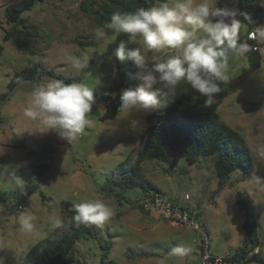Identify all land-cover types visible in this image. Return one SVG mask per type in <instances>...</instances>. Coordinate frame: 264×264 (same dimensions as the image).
<instances>
[{"label": "rangeland", "instance_id": "rangeland-1", "mask_svg": "<svg viewBox=\"0 0 264 264\" xmlns=\"http://www.w3.org/2000/svg\"><path fill=\"white\" fill-rule=\"evenodd\" d=\"M19 1L0 0V46L4 47L0 57V92L5 96L0 101V194L16 197L27 189L36 192L30 198L29 208L22 211L15 213L0 207V258L4 264H20L33 247L52 244L69 233L72 224L63 202L76 205L95 200L108 205L112 215L100 225L91 224L90 235L76 243L74 264H101L103 256L116 264H200L193 230L140 208L147 192H112L107 175L113 171L116 176L122 175L134 167L158 188L150 193L182 203L188 194L190 204L199 211V222L209 234L211 251L224 257L245 246V215L235 202L241 192L254 213L264 256V80L257 75L264 74V49L259 53L258 68L252 67L248 56L228 58V79L218 82L219 91L211 103L218 104L221 121L242 134L254 166L251 173L235 171L222 183L213 158L194 166H188L181 156L173 158V164L154 159L136 164L144 147L141 135L152 112H125L114 120H101L105 104L100 98L116 85L121 89L113 96L134 86L126 72L138 68L131 61L121 63L108 52L117 37L110 31L102 41L95 38V30L109 22L98 21L100 1L40 0L22 16L30 31L24 51L13 40L4 42L5 30L13 27L6 21V5ZM237 1L209 3L213 8L224 9ZM238 21V41L242 43L249 25ZM152 55L148 53L149 67ZM70 56L83 57L87 67H74ZM33 67L38 69L35 79L21 83L10 93L11 78ZM52 79L65 84L84 83L94 93L91 123L71 144L54 132H39L43 131L42 124L24 115L31 92L45 88ZM181 87L178 97L186 92L198 97L190 86ZM46 163L51 166L49 171L25 180L26 169ZM13 172L22 178V185L16 183ZM102 190L111 198L105 199ZM25 211L32 218L31 231L22 230L19 222L20 213Z\"/></svg>", "mask_w": 264, "mask_h": 264}, {"label": "clouds", "instance_id": "clouds-1", "mask_svg": "<svg viewBox=\"0 0 264 264\" xmlns=\"http://www.w3.org/2000/svg\"><path fill=\"white\" fill-rule=\"evenodd\" d=\"M235 16L226 8L211 7L209 0H157L151 7L114 12L103 28L95 30V38L102 41L109 31L114 37L127 34L129 40L119 41L112 55L121 63L133 62L139 69L129 74L134 86L120 93L119 113L164 111L176 102L181 86H190L204 98L205 106L210 105L219 91L218 82L228 79V58L243 55L248 48L238 41L240 22ZM228 17L233 18L230 24L225 22ZM257 31L264 36V27ZM129 44L139 47L130 48ZM148 53L153 54L151 67ZM68 59L76 68L87 67L83 57ZM257 75L264 80V74ZM31 97L24 115L42 124L43 131L37 130L41 133L54 132L71 144L91 123L94 93L84 83L52 79L45 88L34 89ZM15 181L23 183L19 176ZM74 210L77 224L100 225L112 215V209L100 200L76 204ZM31 219L28 212L20 213L22 230L31 231ZM0 264H4L2 258Z\"/></svg>", "mask_w": 264, "mask_h": 264}, {"label": "trees", "instance_id": "trees-1", "mask_svg": "<svg viewBox=\"0 0 264 264\" xmlns=\"http://www.w3.org/2000/svg\"><path fill=\"white\" fill-rule=\"evenodd\" d=\"M40 0H20L14 4H8L5 8V17L8 24H13L12 29L5 30L4 42L13 40L17 48L24 51L28 43L30 31L26 25V20L22 17L24 13L30 12ZM92 3L100 1L102 5L98 13V21H110L111 16L116 11H134L139 7H151L157 0H89ZM233 3V2H232ZM241 11L240 20L249 25H264V6L262 0H238ZM22 27V29H18ZM128 41L127 34H120L114 43L108 47V52L113 54L118 47L119 41ZM130 48H134L129 44ZM4 52V47L0 46V57ZM248 60L252 67L260 66V54L250 53ZM139 69L126 72V75L135 74ZM38 74L36 67L25 69L16 73L8 84L10 93L23 82L32 81ZM65 82V81H64ZM121 89L120 85L111 87L107 94L100 98V102L105 104V113L102 121L114 120L119 114L120 95H115ZM5 96L0 92V101ZM144 147L140 152L136 164L146 160H159L168 164H173V158L181 156L188 166H194L200 161L213 158L214 168L220 182L229 179L233 172L243 170L251 173L253 161L251 152L242 134L232 129L221 121L218 104L204 105V98L193 100V94L186 92L177 98L176 102L164 111H154L147 117V126L141 135ZM17 148L20 147L18 142ZM50 164H41L31 169H26L25 180H31L37 176L45 174L50 170ZM113 171L107 175L112 184V192L115 190L136 191L143 190L150 192L157 191L158 188L148 182L140 173L138 167L122 175H115ZM36 191L27 189L19 196H7L0 194V207L10 212H19L30 206V198ZM118 192V191H117ZM105 199H110V194H105ZM146 194V195H147ZM145 195V196H146ZM121 196V195H119ZM236 205L244 213L243 229L245 232V246L235 252L233 259L255 260L260 264L264 261L258 255L252 253L259 247L258 226L254 213L241 192L236 195ZM62 207L66 212L67 219L72 228L69 233L63 235L57 241L49 245H37L33 247L25 259L20 264H74L73 252L76 243L85 236L90 235L91 224H77L74 204L63 202ZM142 209V206L140 205ZM143 210V209H142ZM101 264H116L114 261H107L106 256L102 257Z\"/></svg>", "mask_w": 264, "mask_h": 264}, {"label": "built area", "instance_id": "built-area-1", "mask_svg": "<svg viewBox=\"0 0 264 264\" xmlns=\"http://www.w3.org/2000/svg\"><path fill=\"white\" fill-rule=\"evenodd\" d=\"M225 8L235 12L236 16L234 18L240 20L241 11L236 2L230 3ZM232 19V17L225 18V22L230 24ZM258 27H264V25H255L248 29L242 41V43L248 45V48L240 57H247L252 52L261 53L264 49V36L257 31ZM190 201L191 198L188 194L184 196V203H182L178 199L172 200L157 193H150L144 196L141 206L145 213L156 214L169 222L193 230L195 233L193 242L199 249L200 264H260L255 260L249 259L234 260V254L226 257L214 254L211 251L209 234L198 220L199 211L190 204Z\"/></svg>", "mask_w": 264, "mask_h": 264}, {"label": "crops", "instance_id": "crops-1", "mask_svg": "<svg viewBox=\"0 0 264 264\" xmlns=\"http://www.w3.org/2000/svg\"><path fill=\"white\" fill-rule=\"evenodd\" d=\"M259 234V233H258ZM244 238H245V232H244ZM260 240V238H259ZM235 254V253H234ZM258 255L263 261H264V256L261 253V248H260V243H259V247L257 249H255V251L252 253V255ZM233 255V254H232Z\"/></svg>", "mask_w": 264, "mask_h": 264}]
</instances>
